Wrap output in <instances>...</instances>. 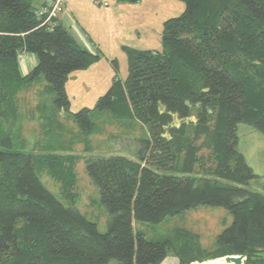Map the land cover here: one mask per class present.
<instances>
[{"label":"trees","instance_id":"1","mask_svg":"<svg viewBox=\"0 0 264 264\" xmlns=\"http://www.w3.org/2000/svg\"><path fill=\"white\" fill-rule=\"evenodd\" d=\"M183 2L185 9L162 23L159 49L123 44L127 75L121 79L111 59L110 86L93 107L72 112L68 74L88 69L100 53L57 18L44 21L37 13L42 4L0 0L2 121L16 114L18 92L44 80L53 93L52 109L70 115L79 130L56 140L49 132L52 150H62L49 155L15 150L11 135L0 133V264H159L168 254L179 264L229 254H243L242 264H264V192L249 186L258 175L237 134L240 123L264 133V0ZM22 52L36 57L23 76ZM36 107L46 128L59 121L44 113L41 101ZM102 112L123 128H135V122L147 128L145 137L129 144L136 156L81 157L108 213L105 232L80 212L72 191L80 159L74 144L91 152L88 137L100 129L90 116ZM44 169L60 182L67 204L43 185ZM199 205L232 214L212 250H204L199 234L186 228L152 240L134 230L135 222L159 224Z\"/></svg>","mask_w":264,"mask_h":264},{"label":"rangeland","instance_id":"2","mask_svg":"<svg viewBox=\"0 0 264 264\" xmlns=\"http://www.w3.org/2000/svg\"><path fill=\"white\" fill-rule=\"evenodd\" d=\"M66 9L73 13L74 25L69 27L73 35L76 36L91 51L100 53V58L87 69H78L70 72L65 83L66 92L70 99L69 108L72 112L80 110L81 107L91 108L96 100L110 86L111 78L115 74L111 59L115 58L118 63V73L120 78L127 75L126 54L122 45L135 46L138 48H160V33L162 23L169 17L181 13L185 9L183 0H140L139 2H123L117 0H65ZM41 0H32L33 5L39 4ZM71 3V4H70ZM69 4V5H68ZM57 18V15L53 17ZM76 27L81 32L76 29ZM27 55H34L27 53ZM19 62L30 57L19 54ZM19 67V64H18ZM20 74L23 76L34 67L27 66ZM43 80L27 85L24 90L17 93L16 114L14 117L3 120L0 115V133L7 131L12 139L13 148L22 152H31L39 155H49L50 153L62 151L57 148L53 139L59 137L70 138L72 133L78 134V127L70 115L56 112L52 107L53 93L46 87ZM41 101L46 115H52L58 122H53V126L48 128L43 123L41 112L36 110V105ZM90 118L95 122L99 133H94L88 137L89 149L85 150L83 143L76 142L73 147L74 154L79 156L76 162L75 172L77 180L74 181L72 191L75 192V204L80 212L97 223L99 231L107 230L108 213L103 206L99 190L85 170L83 156L87 154H123L135 155L132 152L130 143L139 137H145L147 128L135 122V128H123L116 121H112L108 112L102 114H91ZM45 122V121H44ZM53 127V128H52ZM46 128V129H45ZM45 129V133L43 132ZM51 135H50V133ZM55 133V134H54ZM239 134L238 147L245 155L246 161L252 166L257 179L249 183L251 188L264 192V133L254 127L240 123L237 127ZM63 137V138H64ZM51 141L52 144H49ZM40 179L44 186L52 191L64 204L68 202L61 195L62 186L60 182L48 174L44 169L40 173ZM70 197V196H69ZM232 220V214L220 206L199 205L194 208L184 210L180 214L166 217L159 224H149L147 222H135V231H142L144 236L152 240L161 237L175 227L186 228L199 234L200 243L204 250H212L216 245L217 233L227 227ZM225 261L224 256L217 259L198 262V264H219ZM197 263V262H196ZM228 264H234L232 261ZM109 264H120L118 260L111 259ZM193 264V263H192Z\"/></svg>","mask_w":264,"mask_h":264},{"label":"crops","instance_id":"3","mask_svg":"<svg viewBox=\"0 0 264 264\" xmlns=\"http://www.w3.org/2000/svg\"><path fill=\"white\" fill-rule=\"evenodd\" d=\"M43 1H45V0H41V2L39 4L37 3V5H35V7L40 6ZM66 3L67 2L64 1V5H63V9H62L63 12H62V14L61 13L58 14V15L61 14V16L57 17V21H59V23H63L64 25H66L69 28L71 25H74V20H73V15H72L73 13L71 12V10L65 8ZM76 29L79 31V29L77 27H76ZM80 35L82 36L81 32H80ZM82 38H83V36H82ZM23 56L24 57L29 56L30 60L28 62H26L25 59H23L22 62H19V67H20L21 70H23L25 68L23 66L26 65L27 68H29L31 64L34 65V63L36 62L35 55H27V53H23ZM197 263H193V264H197ZM159 264H179V260H178V257H176L175 255L168 254L167 256L164 257V260L161 263H159Z\"/></svg>","mask_w":264,"mask_h":264},{"label":"bare ground","instance_id":"4","mask_svg":"<svg viewBox=\"0 0 264 264\" xmlns=\"http://www.w3.org/2000/svg\"><path fill=\"white\" fill-rule=\"evenodd\" d=\"M53 2L55 3H60V0H46L40 7L37 8V13L39 16H45L44 21H48L52 19L53 16V10H52V5Z\"/></svg>","mask_w":264,"mask_h":264},{"label":"water","instance_id":"5","mask_svg":"<svg viewBox=\"0 0 264 264\" xmlns=\"http://www.w3.org/2000/svg\"><path fill=\"white\" fill-rule=\"evenodd\" d=\"M224 258L227 262L232 261L234 264H242L245 256L243 254H240V255L229 254V255L224 256Z\"/></svg>","mask_w":264,"mask_h":264},{"label":"built area","instance_id":"6","mask_svg":"<svg viewBox=\"0 0 264 264\" xmlns=\"http://www.w3.org/2000/svg\"><path fill=\"white\" fill-rule=\"evenodd\" d=\"M64 1L65 0H60V3H55L53 2V5H52V10H53V16L57 15L58 16H61L62 12H63V5H64ZM59 13H61L60 15H58Z\"/></svg>","mask_w":264,"mask_h":264}]
</instances>
